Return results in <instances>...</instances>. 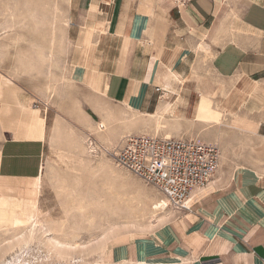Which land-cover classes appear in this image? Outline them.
<instances>
[{
    "label": "crops",
    "instance_id": "obj_1",
    "mask_svg": "<svg viewBox=\"0 0 264 264\" xmlns=\"http://www.w3.org/2000/svg\"><path fill=\"white\" fill-rule=\"evenodd\" d=\"M66 32L82 119H112L109 107L120 106L138 114L130 134L193 138L221 152L187 209L106 241L101 262L261 264L264 0H70ZM40 119V135L21 129L0 145V183L15 198L34 192L30 204L46 146Z\"/></svg>",
    "mask_w": 264,
    "mask_h": 264
},
{
    "label": "rangeland",
    "instance_id": "obj_2",
    "mask_svg": "<svg viewBox=\"0 0 264 264\" xmlns=\"http://www.w3.org/2000/svg\"><path fill=\"white\" fill-rule=\"evenodd\" d=\"M69 13L70 0H0V145L21 129L40 135L46 118L37 201L30 204L34 192L15 198L0 183V264H103L106 241L144 234L172 208L103 151L135 135L138 114L113 106L112 119L80 117L82 92L68 66ZM157 202L163 206L154 209ZM49 238L79 247L57 255Z\"/></svg>",
    "mask_w": 264,
    "mask_h": 264
},
{
    "label": "built area",
    "instance_id": "obj_3",
    "mask_svg": "<svg viewBox=\"0 0 264 264\" xmlns=\"http://www.w3.org/2000/svg\"><path fill=\"white\" fill-rule=\"evenodd\" d=\"M103 151L162 193L174 209H187L192 191L204 188L220 163L218 147L193 138L127 135L116 150Z\"/></svg>",
    "mask_w": 264,
    "mask_h": 264
},
{
    "label": "bare ground",
    "instance_id": "obj_4",
    "mask_svg": "<svg viewBox=\"0 0 264 264\" xmlns=\"http://www.w3.org/2000/svg\"><path fill=\"white\" fill-rule=\"evenodd\" d=\"M211 120L212 119H218V117H217V115H216V113H211V118H210ZM218 122H219V120H217ZM163 206V203H161V202H157L156 204H155V206H153V208L154 209H158V208H161ZM48 231V230H47ZM53 239V238H52ZM51 238H49V241H50V246L52 247V250H54V253L55 254H59V253H61L62 251L64 252L65 250L66 251H70V249H73V250H75L76 248H78L79 246V244H77L76 242H73V243H71V244H69V243H63V242H60L59 240H52ZM48 241V240H47ZM49 243V242H48ZM48 243H47V245H48ZM49 246V245H48ZM91 247H94V246H91ZM90 247V248H91ZM96 247V246H95ZM89 248V249H90ZM89 249H87V250H89ZM68 251V252H69ZM85 251V250H84ZM68 252H65V253H61V254H67ZM57 254V255H58ZM60 256V255H59ZM69 258V257H68ZM70 258H72L73 259V256H71ZM6 264H18L17 263V261H12V259L11 260H7L6 261ZM20 264V263H19Z\"/></svg>",
    "mask_w": 264,
    "mask_h": 264
}]
</instances>
